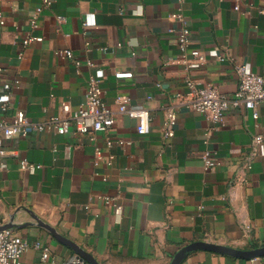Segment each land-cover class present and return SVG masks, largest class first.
Segmentation results:
<instances>
[{
	"label": "crops",
	"instance_id": "obj_1",
	"mask_svg": "<svg viewBox=\"0 0 264 264\" xmlns=\"http://www.w3.org/2000/svg\"><path fill=\"white\" fill-rule=\"evenodd\" d=\"M52 1L33 30L31 17L41 0H0V63L14 85L12 108H0V119L11 121L20 110L35 123L70 117L85 104L95 75L115 112V127L110 133L34 132L8 141L0 167V225L14 224L13 231L29 243L22 264H66L77 256L35 217L100 264H170L195 242L264 247V158L244 167L253 138L264 135V104L256 120L251 110L233 103L226 126L212 132L203 114L181 108L175 136L163 132L167 110L176 108L187 77L233 95L236 65L250 64L264 76V0H185L189 56L214 49L226 56L191 71L176 61L182 23L172 14L179 0ZM27 34L43 42L23 48ZM61 49L73 51L81 70L56 55ZM119 96L128 102H118ZM138 108L150 111L148 134H139L137 120L129 116ZM110 139L130 144L109 146ZM205 152L223 164L207 170ZM23 158L41 168L23 170ZM253 263L264 259L200 250L182 264Z\"/></svg>",
	"mask_w": 264,
	"mask_h": 264
},
{
	"label": "built area",
	"instance_id": "obj_2",
	"mask_svg": "<svg viewBox=\"0 0 264 264\" xmlns=\"http://www.w3.org/2000/svg\"><path fill=\"white\" fill-rule=\"evenodd\" d=\"M52 0H41L31 17L32 29L39 27V20L45 8L52 5ZM181 6L172 14V18L182 23L178 30V45L180 55L176 60L185 65L186 69L191 71L203 67L210 59L224 62L226 56L218 50H210L207 53H196L192 57L189 56V47L192 44V31L190 30L186 18L184 16L182 6L185 0H179ZM240 9L239 6L236 7ZM264 15V9L260 10ZM60 22H65V18L58 17ZM5 24V17L0 10V26ZM43 37L27 34L22 39L23 48L38 45L43 42ZM56 55L63 60H72L75 62L78 71L81 70L83 63L77 59L70 49H61L56 51ZM23 57V53L20 54ZM89 67L93 66L92 62H88ZM239 79L238 88L233 95L221 93L213 84H203L192 77L185 80L186 91L179 92L176 95L177 106L167 110L163 123V132L166 138L175 136V128L178 119V110L186 108L199 112L205 116L210 122V131L223 128L227 124V114L233 103H239L244 109L253 112L254 119H259L257 108L264 104V76L256 73L250 64H238L235 67ZM5 68L0 63V108L6 112L12 108L11 102L13 97V84L6 80ZM117 101L127 103L128 99L119 96ZM129 116L137 120V130L141 135L148 134L151 130V114L148 109L138 108L128 111ZM115 127V112L105 102L103 98L102 81L95 75H91L86 89V102L72 116L67 118L51 116L45 122L35 123L28 120L24 111H17L11 121L0 119V167L5 166V158L9 151L7 143L16 137L29 136L34 132L55 131L58 134H66L70 128H74L78 134H90L97 132L110 133ZM114 143L128 145L130 142L124 140H108V145ZM98 160L101 159V153L97 152ZM258 157L264 158V135L258 134L253 138L252 150L247 156L244 167L251 169L254 160ZM204 166L207 170L219 167L223 164L221 159L205 152L202 156ZM21 168L29 172H35L40 165L34 164L23 158L21 160ZM106 203L110 204L112 198L101 197ZM87 207V206H86ZM1 210V204H0ZM2 226V225H0ZM29 247V243L20 235L16 234L13 229L0 231V264H22V257ZM37 248H41L39 243ZM49 257L48 249H44L43 258ZM264 259V257H261ZM261 258L252 259L253 262ZM66 264H84L77 256L68 260ZM254 264V263H253ZM256 264V263H255Z\"/></svg>",
	"mask_w": 264,
	"mask_h": 264
},
{
	"label": "water",
	"instance_id": "obj_3",
	"mask_svg": "<svg viewBox=\"0 0 264 264\" xmlns=\"http://www.w3.org/2000/svg\"><path fill=\"white\" fill-rule=\"evenodd\" d=\"M35 219L42 226L48 228L61 242L71 247L76 252L77 257L80 258L82 261L88 262L89 264H100L92 254L86 252L78 245H76L74 242L58 234L54 228L44 224L42 221L39 220L38 217H35ZM14 226H15L14 224L2 225L0 226V231L6 229H13ZM200 250H206L224 255H229L232 257L240 258L242 260H250V259L264 257V247L256 248L253 250H238L235 248L208 243V242H195L179 250L174 255L170 264H182L189 257V255Z\"/></svg>",
	"mask_w": 264,
	"mask_h": 264
}]
</instances>
